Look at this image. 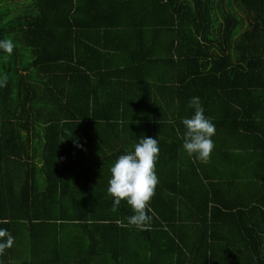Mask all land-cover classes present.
Segmentation results:
<instances>
[{"label": "trees", "instance_id": "1", "mask_svg": "<svg viewBox=\"0 0 264 264\" xmlns=\"http://www.w3.org/2000/svg\"><path fill=\"white\" fill-rule=\"evenodd\" d=\"M0 40L14 45L0 50V228L13 238L0 264H264V210L202 192L181 124L195 96L215 126L264 141V0H0ZM135 129L159 146L146 230L106 186ZM96 132L121 145L85 161L98 190L69 192L64 136Z\"/></svg>", "mask_w": 264, "mask_h": 264}, {"label": "crops", "instance_id": "2", "mask_svg": "<svg viewBox=\"0 0 264 264\" xmlns=\"http://www.w3.org/2000/svg\"><path fill=\"white\" fill-rule=\"evenodd\" d=\"M240 15L242 16V14ZM243 31H245V24L238 29L237 34ZM251 106H253V104ZM217 114H224V104L220 106V103H217ZM82 128L81 130H83ZM134 131L137 136L136 142H138L140 140L138 137H140V135L142 137L144 136L143 130L139 131L135 129ZM67 132L74 133L73 129L70 130L69 128ZM99 132L102 133V130L99 129ZM100 133L96 132L95 134H90L89 137L86 134L81 136L78 133L75 136L72 134L66 135V137L64 136V152L68 151L69 154L65 160L66 165L72 166V168L67 170L68 172L65 175L68 181L65 188H67L69 192L80 193L81 190L92 189L93 187L91 185L85 183L86 179L91 177L90 174L87 176V174L83 173L86 167L85 161L89 160L92 165H95L94 168L97 167V165L100 166L104 158V155L101 153L107 151V146L110 145V148L112 146L118 148V145H121L120 141L117 140L116 142L117 138L115 134H105V143L102 141V138L99 137H102ZM259 136L260 133L258 134L252 130L249 132L245 129H240L237 132L233 126L225 127V125L223 126L222 124L216 125L215 134L212 137L214 145L213 150L207 161L200 160L202 163L201 172L207 176H202L201 178L203 181L200 187L202 192L205 186L207 188L209 186L211 193L209 196L213 197L215 195L213 199L217 202L234 205L243 203L250 207L256 205L264 210V141H260L258 139ZM26 137L30 144L39 140V137L33 135L32 130L26 132ZM48 137L51 138L52 136L48 135ZM41 139H43L44 142L45 137L43 134H41ZM173 139L175 138L173 137ZM78 145H83L84 157L80 155L82 147ZM124 145L130 146L131 144L126 142ZM94 150L96 152L93 153ZM184 153L183 156L186 157L187 153L185 151ZM32 159L38 166L42 165V160H40L41 158L37 154L33 156ZM191 160H193V157H191ZM108 176V174H105V177L102 176V178L107 180ZM187 176V180H192L194 178L193 176L191 177L190 174ZM43 177L42 174L36 173L35 179L37 180L38 186H36L38 188H44L43 181H45V179ZM186 181H184L186 191L193 193L192 187L194 185ZM209 181L212 184L204 185L209 183ZM106 186H108V184ZM93 190H98L97 186H95ZM253 211H257L256 213L262 216L259 214V210L254 209Z\"/></svg>", "mask_w": 264, "mask_h": 264}, {"label": "clouds", "instance_id": "3", "mask_svg": "<svg viewBox=\"0 0 264 264\" xmlns=\"http://www.w3.org/2000/svg\"><path fill=\"white\" fill-rule=\"evenodd\" d=\"M13 47L11 40H0V50L11 54ZM6 82L7 76H0V87H4ZM188 107L193 109V114L181 119L185 129L182 148L190 157L207 161L214 147L212 137L215 125L204 115L199 97H191ZM158 155L156 137L143 136L132 150H125V154L120 155L109 169L111 176L107 192L113 198V210L118 208L122 200L125 201L133 211L128 223L142 230L150 227L152 219L150 200L159 183L156 175ZM12 242V236L0 228V251L10 247Z\"/></svg>", "mask_w": 264, "mask_h": 264}, {"label": "rangeland", "instance_id": "4", "mask_svg": "<svg viewBox=\"0 0 264 264\" xmlns=\"http://www.w3.org/2000/svg\"><path fill=\"white\" fill-rule=\"evenodd\" d=\"M12 1H15V2H24V1H26V0H8V2H12Z\"/></svg>", "mask_w": 264, "mask_h": 264}]
</instances>
